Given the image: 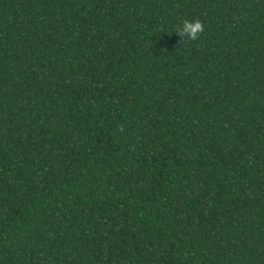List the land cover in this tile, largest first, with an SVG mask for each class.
<instances>
[{"label":"trees","instance_id":"obj_1","mask_svg":"<svg viewBox=\"0 0 264 264\" xmlns=\"http://www.w3.org/2000/svg\"><path fill=\"white\" fill-rule=\"evenodd\" d=\"M0 264H264V0H0Z\"/></svg>","mask_w":264,"mask_h":264},{"label":"clouds","instance_id":"obj_2","mask_svg":"<svg viewBox=\"0 0 264 264\" xmlns=\"http://www.w3.org/2000/svg\"><path fill=\"white\" fill-rule=\"evenodd\" d=\"M204 31L203 24L199 21H184L183 27L180 30V36H187L190 40H196L198 38V34Z\"/></svg>","mask_w":264,"mask_h":264}]
</instances>
